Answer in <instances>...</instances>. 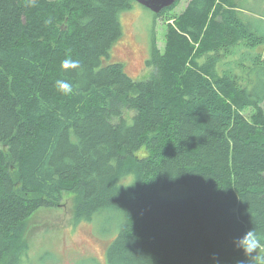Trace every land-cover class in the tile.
I'll use <instances>...</instances> for the list:
<instances>
[{
    "label": "trees",
    "instance_id": "trees-1",
    "mask_svg": "<svg viewBox=\"0 0 264 264\" xmlns=\"http://www.w3.org/2000/svg\"><path fill=\"white\" fill-rule=\"evenodd\" d=\"M132 1L0 0V264H22L24 220L63 191L114 222L107 264H240L233 240L264 233V35L238 2L176 0L150 11L165 43L134 80L110 55Z\"/></svg>",
    "mask_w": 264,
    "mask_h": 264
},
{
    "label": "rangeland",
    "instance_id": "rangeland-1",
    "mask_svg": "<svg viewBox=\"0 0 264 264\" xmlns=\"http://www.w3.org/2000/svg\"><path fill=\"white\" fill-rule=\"evenodd\" d=\"M187 2L180 0L171 13H179ZM231 2H238L242 17L258 34L264 35V0ZM119 19L122 35L113 44L110 55L124 63L131 78L145 80L153 72V66L147 64L152 38L162 50L167 20L154 17L149 9L136 1L120 13ZM255 52L264 56V44L252 51ZM261 106L264 110V101ZM122 111L129 120L131 112L124 108ZM244 114L249 116L251 108ZM175 189L176 194L187 192V187L181 185L169 192ZM76 199V193L63 191L57 206L39 207L24 220L19 230L22 264H107L105 248L116 234L114 222L107 213H94L88 219L77 218L74 214Z\"/></svg>",
    "mask_w": 264,
    "mask_h": 264
},
{
    "label": "clouds",
    "instance_id": "clouds-1",
    "mask_svg": "<svg viewBox=\"0 0 264 264\" xmlns=\"http://www.w3.org/2000/svg\"><path fill=\"white\" fill-rule=\"evenodd\" d=\"M30 6H34L37 0H27ZM46 23H52L51 20ZM81 67V61L79 59H73L70 56H66L60 62V68L63 71L75 70ZM55 87L57 91L64 95L70 96L74 94V86L68 80L58 78L55 80ZM234 247L240 250L244 256V259L240 261V264H264V255L260 254L264 252V233H258L253 227L246 231L242 236L236 237L233 240Z\"/></svg>",
    "mask_w": 264,
    "mask_h": 264
},
{
    "label": "water",
    "instance_id": "water-1",
    "mask_svg": "<svg viewBox=\"0 0 264 264\" xmlns=\"http://www.w3.org/2000/svg\"><path fill=\"white\" fill-rule=\"evenodd\" d=\"M149 9L154 14L160 13L163 9L172 6L176 0H134Z\"/></svg>",
    "mask_w": 264,
    "mask_h": 264
}]
</instances>
